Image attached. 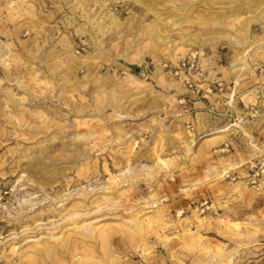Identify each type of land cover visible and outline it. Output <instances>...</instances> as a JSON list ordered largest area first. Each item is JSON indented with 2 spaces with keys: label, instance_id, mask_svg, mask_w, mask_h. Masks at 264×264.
Listing matches in <instances>:
<instances>
[{
  "label": "rangeland",
  "instance_id": "obj_1",
  "mask_svg": "<svg viewBox=\"0 0 264 264\" xmlns=\"http://www.w3.org/2000/svg\"><path fill=\"white\" fill-rule=\"evenodd\" d=\"M0 264H264V0H0Z\"/></svg>",
  "mask_w": 264,
  "mask_h": 264
},
{
  "label": "built area",
  "instance_id": "obj_2",
  "mask_svg": "<svg viewBox=\"0 0 264 264\" xmlns=\"http://www.w3.org/2000/svg\"><path fill=\"white\" fill-rule=\"evenodd\" d=\"M190 66L191 68L194 67V61H188L187 63H182L180 67H178V69L176 70V72L174 73L175 76H177L180 71H182V69L186 68V66Z\"/></svg>",
  "mask_w": 264,
  "mask_h": 264
}]
</instances>
